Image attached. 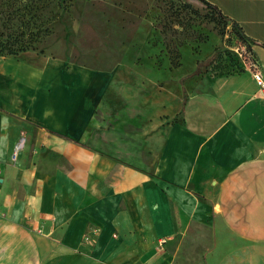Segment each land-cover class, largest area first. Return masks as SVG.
<instances>
[{"label":"crops","instance_id":"0c3cea01","mask_svg":"<svg viewBox=\"0 0 264 264\" xmlns=\"http://www.w3.org/2000/svg\"><path fill=\"white\" fill-rule=\"evenodd\" d=\"M206 1L250 38L259 72L202 76L146 175L84 145L107 74L0 57V264H178L188 246L207 264H264V0Z\"/></svg>","mask_w":264,"mask_h":264},{"label":"rangeland","instance_id":"374dc122","mask_svg":"<svg viewBox=\"0 0 264 264\" xmlns=\"http://www.w3.org/2000/svg\"><path fill=\"white\" fill-rule=\"evenodd\" d=\"M18 50L107 74L84 145L142 175L202 76L259 72L251 46L201 0H0V57ZM179 259L207 264L190 246Z\"/></svg>","mask_w":264,"mask_h":264},{"label":"trees","instance_id":"16d2710c","mask_svg":"<svg viewBox=\"0 0 264 264\" xmlns=\"http://www.w3.org/2000/svg\"><path fill=\"white\" fill-rule=\"evenodd\" d=\"M203 3H205L210 9L214 10L215 12H217L221 19L224 20V22L226 24H229L231 23L232 26L234 27V29H236V31L238 32L241 40L246 44V45H250L252 44V41L250 40V38H248L245 33L243 32V30L235 23H233L228 17L224 16L214 5H212L211 3H209L208 1L206 0H201ZM24 50H18V52H14V51H9V55L10 56H17L19 55L20 53H22Z\"/></svg>","mask_w":264,"mask_h":264},{"label":"built area","instance_id":"2783aa9c","mask_svg":"<svg viewBox=\"0 0 264 264\" xmlns=\"http://www.w3.org/2000/svg\"><path fill=\"white\" fill-rule=\"evenodd\" d=\"M256 77H257V79L259 80L261 86L264 88V80H263L262 76H261V75H257ZM24 141H25L24 138H22V139L18 142V144H17V146H16V148H15V152H14V154H13V158H14V159H16L18 153H19L20 151H22V149H23V147H24ZM0 171H1V170H0ZM88 238H89V237H88ZM172 239H173V238H172ZM165 242H166L165 240L162 241V243H165Z\"/></svg>","mask_w":264,"mask_h":264}]
</instances>
